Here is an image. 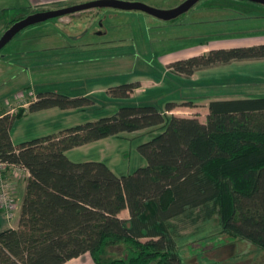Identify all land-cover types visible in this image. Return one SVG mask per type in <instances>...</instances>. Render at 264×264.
Returning a JSON list of instances; mask_svg holds the SVG:
<instances>
[{"label":"trees","instance_id":"1","mask_svg":"<svg viewBox=\"0 0 264 264\" xmlns=\"http://www.w3.org/2000/svg\"><path fill=\"white\" fill-rule=\"evenodd\" d=\"M255 60H264V45L211 50L173 70L190 77ZM136 88L118 87V96L128 97ZM88 104L86 97L39 94L27 110ZM174 108V103L164 109L122 106L113 116L18 146L10 133L25 109L1 112L0 162L23 167L29 177L18 229L0 232V264H65L85 254L94 264H182L177 242L182 224L207 221L215 213L229 240L241 238L264 250V97L212 100L205 122L169 114ZM150 129L160 133L138 147L147 165L131 175L66 155ZM123 210L128 219L119 217Z\"/></svg>","mask_w":264,"mask_h":264},{"label":"rangeland","instance_id":"2","mask_svg":"<svg viewBox=\"0 0 264 264\" xmlns=\"http://www.w3.org/2000/svg\"><path fill=\"white\" fill-rule=\"evenodd\" d=\"M33 1L0 0V37L19 17L77 2L49 0L46 5H34ZM154 1L155 6L146 5L165 10L181 0ZM62 18L63 23L55 18L25 28L0 51V109L13 115L39 94L50 93L86 97L90 104L27 111L11 129L16 145L113 116L122 106L164 109L174 102L169 114L205 122L211 100L264 97V60L236 61L198 71L192 77L179 76L173 70L176 63L207 55L212 49L264 45L263 4L200 0L173 21L110 8ZM74 36H78L76 40ZM129 84L140 86V96L135 95L136 88L128 97H112L120 94L118 87ZM152 130L111 136L74 149L68 157L77 163L100 161L119 176L131 175L147 165L138 147L160 133ZM182 225L177 241L182 264H264L263 249L241 238L228 239L217 213L210 220ZM69 264L94 263L86 255Z\"/></svg>","mask_w":264,"mask_h":264},{"label":"water","instance_id":"3","mask_svg":"<svg viewBox=\"0 0 264 264\" xmlns=\"http://www.w3.org/2000/svg\"><path fill=\"white\" fill-rule=\"evenodd\" d=\"M200 0H184L180 5L172 9H156L141 2H130L124 0H92L57 10H48L29 15L15 22L0 37V51L25 28L46 22L55 18H62L71 14L90 9L110 8L122 11H140L163 21H171L188 12ZM264 5V0H240Z\"/></svg>","mask_w":264,"mask_h":264},{"label":"crops","instance_id":"4","mask_svg":"<svg viewBox=\"0 0 264 264\" xmlns=\"http://www.w3.org/2000/svg\"><path fill=\"white\" fill-rule=\"evenodd\" d=\"M61 1H63V0H61ZM64 1H67V2H74V1H76V0H64ZM78 1H80V2H85V1H90V0H77V2H74V3H72V4H77L78 3ZM92 1V0H91ZM124 1H130V2H141V3H145V4H152V6H155V4H157L156 2L157 1H154V0H150V1H148V0H124ZM184 0H181L180 2H183ZM49 2H51V1H49V0H34L33 1V4L34 5H46V4H48ZM179 2V3H180ZM179 3H177V4H174V5H172L171 7H169L170 9H172V8H175V7H177L178 5H179ZM79 4V3H78ZM61 8H64V7H61ZM56 10V9H55ZM63 19L64 18H60L59 19V22L60 23H63L62 21H63ZM76 20H78V19H80V18H75ZM78 36H74V37H72L74 40H76V38H77ZM246 47H251V46H246ZM234 48V47H233ZM237 48V47H236ZM219 48H217V49H212V50H218ZM220 49H228V48H220ZM222 66H224V65H222ZM217 67H219V66H217ZM167 70H170L171 71V69H167ZM197 73V72H196ZM176 74V73H175ZM177 75H179V74H177ZM195 74H193V76H194ZM179 76H181V75H179ZM192 77V76H191ZM142 82V81H141ZM140 81L138 82V83H141ZM115 89V88H114ZM140 86L139 87H137V90H135V95L137 96V95H139L140 96ZM117 91V90H116ZM87 95V94H86ZM112 97H114V98H120V96H118V95H116V96H112ZM134 97V96H133ZM223 99H231V98H218V99H214V100H223ZM36 100V99H35ZM212 101V100H211ZM192 102V101H191ZM210 102V101H209ZM31 102H28V103H24V105L22 106L24 109H25V113H24V115L27 113V109H28V106H29V104H30ZM174 103V102H173ZM195 106H196V103L195 102H193L192 103V105H191V107L192 108H195ZM4 107V106H3ZM4 109V108H3ZM3 109H0V113H1V110H3ZM6 113H10V112H6ZM55 134H58V133H55ZM100 141V140H99ZM25 142H28V141H25ZM96 142H98V141H96ZM96 142H93V143H96ZM24 143V142H23ZM93 143H90V144H87V145H84V146H81V147H77V148H83V147H87V146H89V145H93ZM14 144V143H13ZM21 144V143H20ZM15 146H18L19 144H14ZM77 148H73V149H71V150H69V151H67V153H66V155H67V157H68V153H70L72 150H74V149H77ZM69 158V157H68ZM91 161H94V160H92V159H90L89 161H86V162H91ZM95 162H100V161H95ZM77 163V162H76ZM79 163H81V162H79ZM109 167V166H108ZM110 168V167H109ZM112 170V169H111ZM113 171V170H112ZM22 175H23V179H16L15 177H14V175H13V173H12V169L11 168H9V169H7L6 170V173H5V176H6V178H7V180H9L10 182H12L13 183V185H14V187L17 185V187H16V189H17V193H18V195H16V197H17V200H18V210L15 212V215H14V217H13V219L14 220H16L17 219V221H16V223H12V221H8L6 218H5V216H4V214H3V211H2V209L0 208V232H2V231H4V230H7V229H18V226H19V218H20V206H21V203H22V199H23V196H24V188H25V182H26V179L29 177V173L28 172H23L22 173ZM19 182H21V183H19ZM19 183V184H18ZM15 189V190H16ZM19 192H20V194H19ZM119 217L121 218V219H128L129 218V213H128V211L127 210H123L120 214H119ZM86 255H89V254H85V255H83V256H81V257H79V258H77V259H73V260H71V261H68L67 263H65V264H69V263H72L73 261H76V260H78V259H80V258H83L84 256H86Z\"/></svg>","mask_w":264,"mask_h":264},{"label":"built area","instance_id":"5","mask_svg":"<svg viewBox=\"0 0 264 264\" xmlns=\"http://www.w3.org/2000/svg\"><path fill=\"white\" fill-rule=\"evenodd\" d=\"M9 168L12 169V173L16 179H21L22 173L27 172V170L23 167L0 162V208L5 218L8 221H12L15 212L18 210V200L13 183L8 181L5 176L6 170Z\"/></svg>","mask_w":264,"mask_h":264},{"label":"flooded vegetation","instance_id":"6","mask_svg":"<svg viewBox=\"0 0 264 264\" xmlns=\"http://www.w3.org/2000/svg\"><path fill=\"white\" fill-rule=\"evenodd\" d=\"M40 12H43V11H40ZM16 22H17V21H16ZM13 24H14V23H13ZM13 24H12V25H13ZM12 25H11V26H12ZM11 26H10V27H11ZM10 27H9V28H10Z\"/></svg>","mask_w":264,"mask_h":264}]
</instances>
